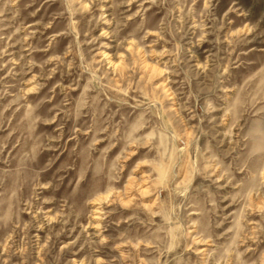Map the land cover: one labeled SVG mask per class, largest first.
Masks as SVG:
<instances>
[{"label":"rangeland","instance_id":"1","mask_svg":"<svg viewBox=\"0 0 264 264\" xmlns=\"http://www.w3.org/2000/svg\"><path fill=\"white\" fill-rule=\"evenodd\" d=\"M0 264H264V0H0Z\"/></svg>","mask_w":264,"mask_h":264}]
</instances>
